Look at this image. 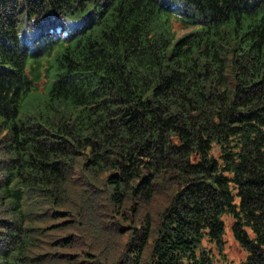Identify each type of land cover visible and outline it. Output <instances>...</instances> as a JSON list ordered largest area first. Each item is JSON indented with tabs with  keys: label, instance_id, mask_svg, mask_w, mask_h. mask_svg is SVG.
I'll return each mask as SVG.
<instances>
[{
	"label": "trees",
	"instance_id": "trees-1",
	"mask_svg": "<svg viewBox=\"0 0 264 264\" xmlns=\"http://www.w3.org/2000/svg\"><path fill=\"white\" fill-rule=\"evenodd\" d=\"M0 264H264V0H0Z\"/></svg>",
	"mask_w": 264,
	"mask_h": 264
},
{
	"label": "rangeland",
	"instance_id": "rangeland-1",
	"mask_svg": "<svg viewBox=\"0 0 264 264\" xmlns=\"http://www.w3.org/2000/svg\"><path fill=\"white\" fill-rule=\"evenodd\" d=\"M227 237H228V239H229V232H227ZM232 247H234V248H236V249H238L237 247V245L233 242V240H232ZM237 251V250H236ZM230 254H232V255H235V253H234V251H230ZM242 254V253H241ZM229 255V254H228ZM236 262V258H235V261H234V263Z\"/></svg>",
	"mask_w": 264,
	"mask_h": 264
}]
</instances>
